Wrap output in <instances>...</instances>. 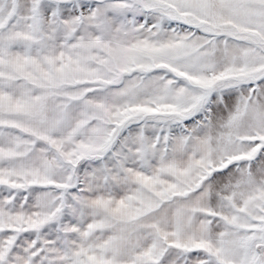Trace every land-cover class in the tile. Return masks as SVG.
Masks as SVG:
<instances>
[{
	"label": "snow or ice",
	"instance_id": "snow-or-ice-1",
	"mask_svg": "<svg viewBox=\"0 0 264 264\" xmlns=\"http://www.w3.org/2000/svg\"><path fill=\"white\" fill-rule=\"evenodd\" d=\"M0 264H264V0H0Z\"/></svg>",
	"mask_w": 264,
	"mask_h": 264
}]
</instances>
